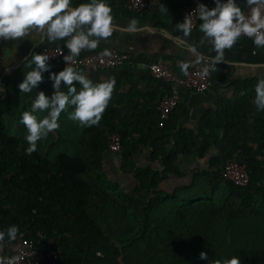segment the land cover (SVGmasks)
<instances>
[{"label":"trees","instance_id":"1","mask_svg":"<svg viewBox=\"0 0 264 264\" xmlns=\"http://www.w3.org/2000/svg\"><path fill=\"white\" fill-rule=\"evenodd\" d=\"M203 1L209 9L215 7L214 0ZM237 3L245 12L246 0ZM158 6L159 0L151 19L167 28ZM186 7L173 13L179 34L176 24L182 23ZM199 25L191 35L199 32ZM31 58L9 78L2 79L0 70V89L6 93L2 99L0 91V231L18 226V236L57 251L61 264H209L233 256L241 264H264V110L255 105L247 115L250 90L260 79L236 82L241 97L222 99L206 112L197 130L175 132L167 125L158 127L159 113L148 121L138 116L137 123L129 125L119 110L128 95L119 88L98 125L82 126L64 117L67 122L38 141L37 151L28 155L27 129L20 121L43 91L40 84L37 92L20 93L18 88L32 70ZM49 65L57 74L62 71ZM74 86L79 92L81 85ZM61 90L67 92V87L62 84ZM52 91L44 93L51 97ZM29 97V108L26 102L18 103ZM74 108L71 105L70 111ZM114 134L122 137V170L130 168L134 176L130 192L111 182L103 170L101 154L109 150ZM143 144L151 148V164L136 169L134 156ZM213 150L217 154L212 155ZM185 157L207 160L208 168L193 174L190 187L165 192L161 183L184 177L180 166ZM235 158L247 165V187L223 177L226 163ZM4 242L11 241L6 236ZM201 252L207 253V260L200 259Z\"/></svg>","mask_w":264,"mask_h":264},{"label":"clouds","instance_id":"2","mask_svg":"<svg viewBox=\"0 0 264 264\" xmlns=\"http://www.w3.org/2000/svg\"><path fill=\"white\" fill-rule=\"evenodd\" d=\"M215 7L209 9L199 3L193 11L198 13L202 21L199 31L203 34L198 44L189 43L188 37L193 31L192 13L185 16L182 23L176 24V29L182 36H169L173 43L183 47L195 57V61L179 62L183 75H189V68L203 65L200 75L207 77L211 71L217 70V65L225 63V50L231 49L241 36L251 38L256 48H264V0H246L250 9L248 14L242 10L237 0H214ZM72 0H0V38L18 40L32 33H43L49 42L66 40L68 55L63 59L67 66L58 74L52 72L50 79L54 82V93L51 97L40 91L36 96L31 111H24L21 123L27 129L25 137L29 147L26 153L31 155L37 151V142L46 138L49 133L60 127L58 121L62 112L69 105L75 106L69 118L78 121L82 126L98 125L107 109L116 85L115 77L101 82H93L73 65L85 49L95 50L101 40H108L118 29L112 14L113 9L106 0H90L72 7ZM161 13L168 9L161 4ZM128 33L146 31L155 33L154 28L145 25L141 28L136 19L130 20L126 28ZM205 43L212 46L216 55L206 57L199 48ZM255 55V52L253 53ZM63 55V54H62ZM101 57H111L110 49H104ZM47 54L32 55L28 67L32 68L18 85L20 93H31L43 82V73L50 71ZM103 62V61H101ZM34 65V67H33ZM81 85L77 92L75 83ZM67 87V92L61 90V85ZM2 91V89H0ZM256 97L254 103L258 111L264 110V78L255 85ZM47 112L39 116L37 113ZM19 233L18 226H10L6 231H0V248L5 237L15 241ZM23 254L12 257H0V264H20ZM200 259L207 260L206 252L200 253ZM209 264H241L237 256L231 259H213Z\"/></svg>","mask_w":264,"mask_h":264},{"label":"crops","instance_id":"3","mask_svg":"<svg viewBox=\"0 0 264 264\" xmlns=\"http://www.w3.org/2000/svg\"><path fill=\"white\" fill-rule=\"evenodd\" d=\"M187 1L159 0L160 6L163 4L168 9V13L160 14L162 22L169 26L166 28L159 26L151 19L157 6L150 12L130 15L126 13L125 0H106V3L113 9L112 14L115 23L119 27L108 40H101L99 46L93 51L116 48L121 52L137 55L138 60L134 64H127L115 69L96 70L84 75L93 82H101L115 77L116 85L114 90L120 88L118 90L120 94L128 95V98L123 99L119 110H121V117L126 118L129 125H135L138 116L142 121L156 119L158 102L167 92L165 91L166 82L155 77L150 72L148 69L150 64L164 63L179 76L184 77L185 75L182 74L178 67L179 62L181 60L186 62L195 61V57L187 52L185 48L177 46L171 39L167 38L169 36H182V33L179 34L174 29L173 21L175 20V16L173 13L182 12L181 10L182 8L185 9ZM88 2L90 0H72L71 6L76 7L80 3ZM160 6H158V9H160ZM132 19H136L141 28L145 25L154 28L156 30L155 33L146 31L128 33L124 31L123 29L126 28ZM202 35L200 31L195 32L187 38L188 42L198 44ZM66 40L67 38L49 42L43 33L35 32L30 36L18 40H4L0 38V70L2 79L9 78L16 73L39 48H66ZM88 51L92 50L85 49L82 52ZM199 51L206 57L216 55L212 46L208 43L199 48ZM254 52L255 55L253 54ZM140 62L146 65L143 66ZM216 67V71H211L214 85L210 90L204 92H194L187 89L180 90L179 105L166 124L172 132L178 131L181 128L197 130L206 112L215 109L222 99H235L238 96H242V94L237 93L236 82L246 79L264 78V48H256L254 42L251 40L239 39L231 49L225 50V63H220ZM52 72L56 73V70L50 69L49 72L43 73V82L40 83V89L43 92L53 90L52 93H54V82L50 79ZM34 91L37 92L38 89L36 88ZM250 92L253 95V100L247 106V115L250 114V110L255 106V89L250 90ZM5 98L6 93L3 90L2 99ZM32 98H20L18 103L26 102L29 104L27 105L29 108ZM70 107L71 105L66 108V113L64 111L60 115L59 124L67 122L63 119L64 117L69 118L70 113H72ZM73 122L77 121L73 120ZM252 126H254L253 122ZM119 152H112L109 149L101 154L103 170L111 182L118 184L122 190L130 192L135 187L134 176L132 169L129 168V171L126 173L122 170V160ZM211 154H217V151L213 150ZM207 163V160L203 161L194 157L183 158L180 168L182 173H184V177H170L167 181L161 183V189L167 193H173L177 189L190 187L193 182V174L200 169H207ZM150 164V146L140 145L134 156L135 168H147ZM153 166L157 167L158 163H153Z\"/></svg>","mask_w":264,"mask_h":264},{"label":"built area","instance_id":"4","mask_svg":"<svg viewBox=\"0 0 264 264\" xmlns=\"http://www.w3.org/2000/svg\"><path fill=\"white\" fill-rule=\"evenodd\" d=\"M199 3L205 4L203 0H189V4L183 13L182 22L186 15L192 13L197 8ZM157 4L158 0H125V8L131 13L150 12ZM249 12L250 9L247 6L245 14ZM192 19L194 31L200 23L198 13L193 12ZM240 39L253 41L246 36H241ZM107 49L111 50V57H101L100 53L103 50L91 51L76 57V63L73 66L83 74H89L96 70L115 69L125 66L126 64H134L138 60V56L135 54L121 52L116 48ZM36 54L49 55L50 59L48 62L55 64L62 70L67 66V63L63 59L64 55L69 54L67 48L42 47L37 50ZM140 63L143 66L146 65L143 62ZM202 67L203 65L193 64V66L189 68V75L181 77L164 63H153L148 66V69L155 77L164 80L170 85V90H168L158 102L159 128L163 129L165 127L166 123L177 109L180 101L181 89L204 92L213 87L214 82L211 78V72L207 77H202L200 75ZM121 143L122 137L120 134L112 135L109 138L110 151L119 152L121 150ZM223 177L237 187H247L251 182L247 165L235 159L229 160L226 163L223 169ZM20 254H23V259L20 261V264H61V256L57 251L38 247L35 242L25 240L24 234L17 236L15 241L3 242V247L0 248V257H12ZM98 255L101 256L100 253H98Z\"/></svg>","mask_w":264,"mask_h":264},{"label":"rangeland","instance_id":"5","mask_svg":"<svg viewBox=\"0 0 264 264\" xmlns=\"http://www.w3.org/2000/svg\"><path fill=\"white\" fill-rule=\"evenodd\" d=\"M19 105H21V104H19ZM44 140H47V138H43Z\"/></svg>","mask_w":264,"mask_h":264}]
</instances>
